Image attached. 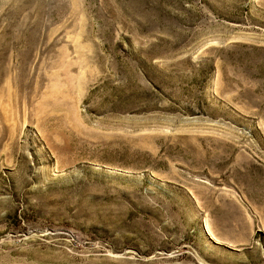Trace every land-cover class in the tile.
<instances>
[{
	"label": "rangeland",
	"instance_id": "obj_1",
	"mask_svg": "<svg viewBox=\"0 0 264 264\" xmlns=\"http://www.w3.org/2000/svg\"><path fill=\"white\" fill-rule=\"evenodd\" d=\"M0 264H264V0H0Z\"/></svg>",
	"mask_w": 264,
	"mask_h": 264
}]
</instances>
